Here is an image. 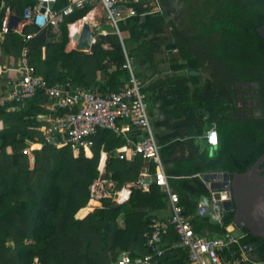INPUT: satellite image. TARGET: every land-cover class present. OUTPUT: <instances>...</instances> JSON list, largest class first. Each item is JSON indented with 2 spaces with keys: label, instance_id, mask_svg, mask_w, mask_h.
I'll use <instances>...</instances> for the list:
<instances>
[{
  "label": "trees",
  "instance_id": "obj_1",
  "mask_svg": "<svg viewBox=\"0 0 264 264\" xmlns=\"http://www.w3.org/2000/svg\"><path fill=\"white\" fill-rule=\"evenodd\" d=\"M125 1L134 14L116 26L120 33L128 34L122 40L124 47L129 43L134 46L126 48L127 58L136 66L150 63L162 43L164 49L178 54V59L169 62V70L186 71L185 79L156 78L140 87L145 96L155 95L161 101L163 111L169 108L166 118L152 127L168 186L178 195L182 213L191 221L195 234L206 229L209 236L222 237L232 212L222 213L219 223H206L205 217L195 224L196 200L209 196L199 175L241 173L264 152V41L256 33L264 21V0H202L189 13V34L166 20L163 12H150L148 0ZM1 3L21 16L23 8L33 1ZM67 5V0H55L53 10L60 12ZM91 9V5H84L62 14L56 24L57 39L51 43L36 38L24 43L15 32L3 35L0 55L18 57L26 46L29 66L48 85L69 82L100 95L118 91L129 74L122 67L124 52L117 34L98 36L89 54L64 51L67 25L82 20ZM162 26L170 28L171 41H159ZM33 30L27 24L22 33ZM105 43L107 49L102 48ZM188 71L198 74L190 76ZM201 72L207 73V79L198 88ZM132 75L136 80L139 77L133 68ZM242 85L255 93L249 97L248 113L246 107L236 105L245 100L236 97ZM46 102L38 91L18 104L16 111L0 107V264H32L33 259L36 264H110L123 251L133 259L141 258L147 252L142 235L149 231L152 218L161 219L157 212L166 208L165 194L153 182L146 192L141 191L137 183L141 157L119 160L115 153L123 151L127 142L108 130L97 131L91 138L92 145L81 148L76 158L68 147H38L35 143L42 141ZM211 123L215 125L217 145L209 151L205 142L201 146L196 140ZM162 127L167 129L164 134L159 131ZM131 130L137 132L133 127ZM100 149L108 154L100 177L113 182L115 190L127 188L129 197L122 204L103 198L99 207L75 219L89 205L88 187L98 178ZM156 170V165L149 164L151 175ZM225 193L230 196L229 190ZM94 204L92 201L89 206ZM164 240L166 244L176 240L171 228ZM253 243L256 247L247 252L248 264H264V242L246 230H242L233 249ZM184 261L183 250L166 251L158 264Z\"/></svg>",
  "mask_w": 264,
  "mask_h": 264
},
{
  "label": "built area",
  "instance_id": "obj_2",
  "mask_svg": "<svg viewBox=\"0 0 264 264\" xmlns=\"http://www.w3.org/2000/svg\"><path fill=\"white\" fill-rule=\"evenodd\" d=\"M33 4L22 10L21 24L13 32L21 36L22 42L32 39L47 24L60 21L61 15L84 5L99 4L105 19L117 30L116 23L123 19L119 10L121 0H67L68 5L60 12L48 8L55 0H31ZM0 42L8 31V19L11 9L0 5ZM30 24L36 33L23 34L22 29ZM27 47L23 46L14 67H0V107L5 111H16L17 105L31 99L38 91L46 98L47 114L43 117L44 127L40 130L42 141L35 143L38 147L51 145L56 149L68 147L72 157L76 158L81 148L92 145V137L100 130H108L120 136L129 128H135L141 134L137 141H129L123 152L117 153L119 160H132L140 156L143 161L156 165L157 170L151 175L153 182L166 196L169 214L165 219L152 218L149 231L142 235L143 247L147 252L133 259L128 251L119 253L110 264H158L166 251H184V264H248L247 252L233 249L237 239L225 231L222 237L195 234L191 221L183 215L178 195L169 189L160 157L159 146L155 140L145 104V95L140 91L139 82L133 77L130 62L125 56L122 65L129 74L127 83L116 92L97 94L90 89L76 87L69 82L47 84L28 64ZM8 73H11L8 75ZM120 122V123H119ZM204 140L210 147L217 145V133L211 123L204 133ZM26 150H23L24 153ZM104 155L103 164H106ZM102 160L98 157L96 170ZM98 176L88 187L89 199L94 201L92 209L99 207V201L109 198L115 204L127 201L129 192L124 189L109 188L111 183ZM142 191H147L146 184L140 182ZM127 192L125 196L123 193ZM122 193V198L120 194ZM198 200V199H197ZM197 208V203H196ZM208 218V217H207ZM209 219V218H208ZM210 221L212 223H219ZM172 229L176 240L165 242L169 229ZM239 239V238H238ZM254 264V263H252Z\"/></svg>",
  "mask_w": 264,
  "mask_h": 264
},
{
  "label": "water",
  "instance_id": "obj_3",
  "mask_svg": "<svg viewBox=\"0 0 264 264\" xmlns=\"http://www.w3.org/2000/svg\"><path fill=\"white\" fill-rule=\"evenodd\" d=\"M47 6L50 9L53 8L52 3ZM20 24L21 17L15 9H12L8 19V31L13 32ZM116 33L118 34V31ZM256 33L264 41V21L256 28ZM71 38L77 43L78 50L88 47L91 52L95 48V44L91 42L93 33L85 22L81 24L79 33L73 34ZM36 39L44 40V31L38 33ZM197 74L196 71H188L190 76ZM254 87L255 84H252V88ZM256 115H259V112H256ZM214 148L211 147L210 150ZM263 162L264 152L241 173L207 172L201 174V181L209 191V196L196 200V215L208 217L210 221H217L222 213L232 212L230 223L225 227V231L238 239L242 236V230H246L247 233L264 242V168L261 167ZM228 190L229 197L225 193ZM123 194L126 196L127 192ZM255 247L256 243L245 245L242 251L249 252Z\"/></svg>",
  "mask_w": 264,
  "mask_h": 264
},
{
  "label": "crops",
  "instance_id": "obj_4",
  "mask_svg": "<svg viewBox=\"0 0 264 264\" xmlns=\"http://www.w3.org/2000/svg\"><path fill=\"white\" fill-rule=\"evenodd\" d=\"M134 1H136V0H133V2ZM122 2L123 3H125V0H121V2L119 3V10H120V14H121V16L123 17V19L125 18V17H128V16H131V15H133L134 14V10L132 9V8H130V7H126V5L125 4H122ZM155 2V5H156V7L157 8H154V10L152 11V12H163V7H162V3L161 2H157V0H155L154 1ZM1 4H3V3H1ZM53 9V8H52ZM101 7H100V5L99 4H95V5H93L92 6V9L85 15L86 17L89 15V14H91V18L88 20V22H85V23H87L88 25H89V28H90V30H91V32L93 33V39L91 40V42L92 43H96V40L98 39V36H105V35H108V34H111V33H115V34H117L116 33V31H115V29H114V27L107 21V20H103L102 19V14H101ZM164 13V12H163ZM166 16V15H165ZM86 17H82L81 19L82 20H84ZM122 19V20H123ZM82 20H77V21H75L74 23H77V22H79V21H82ZM166 20H168L167 19V17H166ZM57 22H59V21H57ZM57 22L56 23H54V24H47V26L45 27V28H43V29H41V30H39V32L38 33H40L41 31H44V40H39V41H45L46 43H51V42H53L54 40H56L57 38V28H56V24H57ZM70 25H72V24H69L67 27H66V29H67V38H68V41H67V43H66V45H65V47H64V51L65 52H69V51H71V50H76V51H79V52H84V53H86V54H89L90 53V51L88 50V47H86L84 50H78L77 48H76V42H74L73 40H72V38H71V36H72V33H71V35H70V29H69V26ZM33 27V26H32ZM34 28V27H33ZM80 30V29H79ZM79 30H78V32H76L77 34L79 33ZM49 31V32H48ZM31 33H36V28H35V30H33V31H30V32H28V34H31ZM38 33H36V35L38 34ZM47 33H49V34H47ZM75 33V34H76ZM54 34H56L55 36H53L52 37V35H54ZM36 35L33 37V38H36ZM117 36H119V40H120V42H121V44H122V49H123V52L125 53V55H124V58H125V56H126V48H127V50H129V49H132L134 46L132 45V44H126V48L124 47V45H123V42H122V40L123 39H127V37H128V34H127V32H122V33H120L119 31H118V34H117ZM38 40V39H37ZM74 43L73 45L71 44V43ZM102 48L103 49H107L108 48V46H107V44L105 43V44H103L102 45ZM19 56V55H18ZM127 57V56H126ZM17 58L18 57H13V56H8V55H0V67H14L15 65H16V60H17ZM128 59V58H127ZM129 60V62H130V66H131V70H132V66L134 65V61L132 60V59H128ZM151 63V62H150ZM145 64H147V63H145ZM135 67V66H134ZM136 68V67H135ZM34 70V69H33ZM35 72V71H34ZM9 74H11V73H8V75ZM40 76V75H39ZM146 97V96H145ZM149 102H151L152 103V110L154 111V116H153V120H152V122L150 121V124H151V126L153 127L154 126V123L155 122H158V121H162V120H164L165 118H166V115H168V114H166V112H167V110L169 109L168 107H167V110L166 111H163L162 109H161V107H160V105H158L157 107H154V105H153V102L152 101H149ZM149 116V115H148ZM150 118V117H149ZM120 123V122H119ZM210 126V125H209ZM154 128V127H153ZM132 128H129L127 131H124L120 136L121 137H123V139L127 142V146H128V140L129 141H137L140 137H141V134L139 133V132H134L133 130H131ZM208 129V127L206 128V129H204L203 130V132H202V135L200 136V137H198L197 138V140H196V142L198 143V144H200L201 146L204 144V142H205V140H204V133H205V131ZM137 131V130H136ZM159 131L160 132H163V134L164 133H166L167 132V129H165L164 127H162V128H159ZM134 137V138H133ZM135 139V140H134ZM156 140V139H155ZM157 142V141H156ZM205 144H206V142H205ZM207 145V144H206ZM126 146V147H127ZM208 146V148H209V151H211L210 149H211V147L209 146V145H207ZM125 147V148H126ZM124 148V149H125ZM124 151V150H123ZM123 151H121V152H123ZM117 153H119V152H116L115 154H117ZM102 155V157H103V160H104V155H106V158H108V154L107 153H105V152H103L101 149H100V151H99V157ZM117 156V155H116ZM103 160H101V162H102V166H101V170H100V163H99V165H98V170L101 172V173H103L104 172V169H105V165L106 164H103ZM125 160V159H124ZM133 160V159H132ZM132 160H126V161H132ZM106 162H107V159H106ZM149 164H151V163H148V162H146V161H143L142 160V167H141V169H140V171H139V175H138V180H137V183H138V185L140 186V182H142V183H144V184H146V188L148 189V185H149V180H150V177H151V174L149 173ZM162 167H163V170H164V166L162 165ZM98 172V171H97ZM165 173V172H164ZM100 174L98 173V176H99ZM101 176V175H100ZM201 175H199V177H200ZM201 179V178H200ZM106 182L107 183H111V185H110V187L109 188H112V189H115L114 188V183L113 182H110V181H108V180H106ZM141 187V186H140ZM120 189H124V190H127L128 192H129V194H130V191L127 189V188H125V187H121ZM169 189L172 191V192H175V191H173L170 187H169ZM142 191V190H141ZM142 192H146V191H142ZM120 196V195H119ZM101 200V199H100ZM87 203H88V201H87ZM86 203V204H87ZM91 204V203H90ZM86 206V205H85ZM89 206V205H88ZM88 206L86 207V208H88ZM89 207H91V206H89ZM84 208V207H83ZM82 209V208H81ZM85 209V208H84ZM84 209H82L81 211H84ZM80 210V209H79ZM80 211V212H81ZM93 211V209L90 211V212H92ZM89 211L87 212V214L88 213H90ZM79 214V213H78ZM86 214V215H87ZM168 214H169V210H168V203H167V200H166V208L164 209V210H161V211H158L157 212V216L158 217H160L161 219H165V218H167V216H168ZM85 215V216H86ZM84 216V217H85ZM198 216V215H197ZM198 217H200V216H198ZM74 218L75 219H82L83 217H80L79 218V216H74ZM201 218H205V216H203V217H201ZM120 221V222H119ZM204 221L206 222V223H208L207 221H209L210 222V220L208 219V220H205L204 219ZM118 225H119V227H121L122 226V219H121V217L118 219ZM206 229H204V231H202L201 232V234H203V235H209V233L207 232V231H205ZM169 251H171V250H169ZM159 263V262H158Z\"/></svg>",
  "mask_w": 264,
  "mask_h": 264
},
{
  "label": "rangeland",
  "instance_id": "obj_5",
  "mask_svg": "<svg viewBox=\"0 0 264 264\" xmlns=\"http://www.w3.org/2000/svg\"><path fill=\"white\" fill-rule=\"evenodd\" d=\"M148 1H149L148 2L149 10L150 12H152L154 8H157L154 2L155 0H148ZM161 1H162L163 12L166 15L167 19L171 20L173 24L178 29L182 30L185 34H189L190 31L189 28L187 27L190 25V23L188 22L189 13L194 8H197L202 0H157V2H161ZM122 4H126V1L125 3L122 2ZM100 10L102 14V19L106 20L102 8ZM170 32L171 30L169 27L167 28L166 26H162V33L158 35L159 41H166V42L171 41L172 38L170 36L171 35ZM174 59H178L177 52L175 50L167 51L166 49L163 48V44L161 43L157 48V50L155 51L153 55V61L151 63L143 64L141 66H136L134 62L136 68L134 67V65L132 66L133 72L134 73L137 72L139 74L137 81L139 82L140 86L144 87L147 84H149L151 81L155 80L156 78H162V77H168L171 80L185 79L186 71L180 70V71L172 72L169 70L168 64L171 60ZM206 79H207V73L201 72L199 78V84L197 87L198 88L201 87ZM247 88L248 87L246 85H242L240 86V90L236 93V97L238 98V100H240L242 96L245 98V100H243L242 102L237 101L236 105L238 107L241 105L246 107L247 109L245 110L246 113L249 112L248 109L251 103L249 97L251 96L253 97L255 95V93L252 90L248 91ZM146 97L144 101L146 104L147 113L150 117L149 121L152 122L154 111L152 110V103L149 101L153 102L154 107L160 105L161 101L154 98L155 95L146 94ZM238 113L241 114L242 112L239 111ZM87 212L88 211L86 210L81 211L76 216H79V218L84 217L87 214ZM200 221L201 222L203 221L202 218L197 216L195 224H198ZM6 245L11 246V243L7 242ZM251 256L253 257V255ZM32 264H36V259L32 260Z\"/></svg>",
  "mask_w": 264,
  "mask_h": 264
},
{
  "label": "bare ground",
  "instance_id": "obj_6",
  "mask_svg": "<svg viewBox=\"0 0 264 264\" xmlns=\"http://www.w3.org/2000/svg\"><path fill=\"white\" fill-rule=\"evenodd\" d=\"M91 18V14H89L84 20L82 21H79L77 23H74L72 25L69 26V29H70V35L72 33L75 34L76 32H78V30L80 29V26L82 23L84 22H88V20ZM72 45L74 44L73 42L71 43ZM75 45V44H74ZM103 158V157H102ZM101 164L102 162L100 163V170H101ZM120 198H122V193L120 194ZM93 200H90L89 204L92 202ZM84 210L86 211H91L92 210V207H88L87 209L85 208Z\"/></svg>",
  "mask_w": 264,
  "mask_h": 264
},
{
  "label": "clouds",
  "instance_id": "obj_7",
  "mask_svg": "<svg viewBox=\"0 0 264 264\" xmlns=\"http://www.w3.org/2000/svg\"><path fill=\"white\" fill-rule=\"evenodd\" d=\"M20 16V15H19ZM68 26V25H67ZM11 33V32H10Z\"/></svg>",
  "mask_w": 264,
  "mask_h": 264
},
{
  "label": "flooded vegetation",
  "instance_id": "obj_8",
  "mask_svg": "<svg viewBox=\"0 0 264 264\" xmlns=\"http://www.w3.org/2000/svg\"><path fill=\"white\" fill-rule=\"evenodd\" d=\"M161 3H162V1H161Z\"/></svg>",
  "mask_w": 264,
  "mask_h": 264
}]
</instances>
